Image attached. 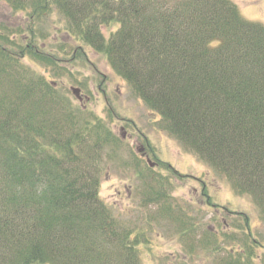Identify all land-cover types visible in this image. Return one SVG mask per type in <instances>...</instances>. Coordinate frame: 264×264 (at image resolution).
<instances>
[{"label":"trees","instance_id":"trees-1","mask_svg":"<svg viewBox=\"0 0 264 264\" xmlns=\"http://www.w3.org/2000/svg\"><path fill=\"white\" fill-rule=\"evenodd\" d=\"M51 2L66 18L63 37L105 51L164 132L250 195L264 219V25L232 0ZM48 3L25 20L32 37ZM112 23L119 27L106 39L101 27ZM12 39H0L10 86L0 99V264H141L143 238L99 197L98 167L81 169L96 164L83 152L76 112L22 63V50L39 59L41 47L1 43ZM96 141L97 154L109 140Z\"/></svg>","mask_w":264,"mask_h":264},{"label":"rangeland","instance_id":"rangeland-1","mask_svg":"<svg viewBox=\"0 0 264 264\" xmlns=\"http://www.w3.org/2000/svg\"><path fill=\"white\" fill-rule=\"evenodd\" d=\"M38 1L0 0V39L13 38L1 43L9 42L14 50H22L29 41L41 47L39 59L22 50V63L55 83L62 101L68 100L66 105L76 112L75 130L82 136L83 152L92 154L96 164L85 162L81 169L90 168L92 175L98 167L93 177L99 182V197L134 229L131 237L143 238L138 247L141 264H264V219L252 197L240 194L225 174L164 132L160 116L133 91L105 51L75 36L64 38L66 18L52 0L49 11L34 20L37 37H32L24 23ZM232 1L245 19L264 25V0ZM118 27L106 24L101 32L108 39ZM72 87L88 99L79 101ZM9 89L3 73L0 99ZM102 136L108 138V146L96 154L94 145ZM81 149L75 145L74 151ZM145 153L155 167L139 158ZM161 207H172V214L186 222L162 215Z\"/></svg>","mask_w":264,"mask_h":264},{"label":"water","instance_id":"water-1","mask_svg":"<svg viewBox=\"0 0 264 264\" xmlns=\"http://www.w3.org/2000/svg\"><path fill=\"white\" fill-rule=\"evenodd\" d=\"M72 93L75 94V96L82 101V97L80 95L81 93V90L79 88H72Z\"/></svg>","mask_w":264,"mask_h":264},{"label":"flooded vegetation","instance_id":"flooded-vegetation-1","mask_svg":"<svg viewBox=\"0 0 264 264\" xmlns=\"http://www.w3.org/2000/svg\"><path fill=\"white\" fill-rule=\"evenodd\" d=\"M147 155V154H146ZM253 241H255V240H253ZM256 242V241H255ZM232 254H234V253H232ZM232 264H238V263H232Z\"/></svg>","mask_w":264,"mask_h":264}]
</instances>
